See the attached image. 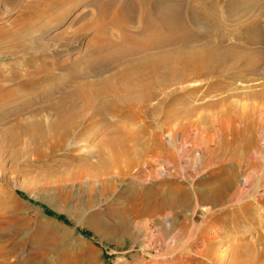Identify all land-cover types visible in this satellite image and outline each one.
<instances>
[{
  "label": "bare ground",
  "instance_id": "6f19581e",
  "mask_svg": "<svg viewBox=\"0 0 264 264\" xmlns=\"http://www.w3.org/2000/svg\"><path fill=\"white\" fill-rule=\"evenodd\" d=\"M148 1L152 2V0H31L30 2H26V0H0L7 9L14 8L15 5L19 4L23 6L19 9L20 16L17 18L18 20H14V22L11 21L13 24L10 23V29L0 31V56L4 55V57L7 56L13 60L14 51H17L22 55H26L28 51L32 52L33 54L30 55V59L40 61L39 66L37 65V69L34 71V74L40 73V76L36 78L37 81H41V79L43 80L52 74L51 71H49V63L48 66L44 59L42 60L40 58L50 49L49 45L44 41V34L47 29L59 26L61 23L60 19L65 12L71 8L73 9L75 6H83V10L79 12V17L77 18L80 24L74 28V31L70 34L61 32L62 34L54 37L61 39V43H59L60 47L62 46L64 50L67 51L71 50V45L74 44V42L86 38V34L88 33H93V37H89L86 42L84 53L80 56H75L74 61H80L82 63L83 66L81 68L84 69H82V71H84L83 74L85 76L97 78L95 82L98 84V88L94 89V93L92 92V94L89 93L90 95H86L87 92L83 93L77 88V86H71V90L67 94L65 93L57 99L51 100L52 95L48 92L45 93V90L42 91L41 97L45 109L50 110V113H53V116H55L50 127L49 125L46 126L49 127V129L45 130L52 131V133H56L58 131L56 129L58 128L62 130L59 131L61 133L58 135L54 134L56 135V139L54 138L56 143L53 147L58 148L63 143L68 142V139L71 138L69 136H71L72 129L75 126V124L73 125L74 122H72V120L74 114L77 113L76 108L78 104H81L79 108L89 109L93 116L98 118H103L108 114H114L116 116V113L126 111L125 113L127 115L123 116L124 119L122 118V120H125L126 118L127 120L125 121L128 122V120L135 118L133 116L130 118L129 113L131 111L138 112V109L136 108L137 104L143 105L155 100L158 90L162 92L175 84H183L198 79L207 80L209 81L206 88L207 94L212 92H220L221 94L225 91V87H231V83H227L226 80L232 81V85L233 81H237V83L246 81H256L257 83L260 81L261 84H264V47L259 49L252 48L253 45H261V42H263L262 35L260 33L256 35L257 33L253 32V34H248L247 37L245 34L243 36V34L241 35L240 33L242 29L251 27L254 20L264 16V5L259 7L253 5L251 13L252 15H256L252 22L251 18L247 19L246 16L245 18H242V15V20L245 19L246 22H241L242 20L240 18L241 21L237 20V22L233 21L234 23H232L226 22L227 20L224 19V16L227 18L229 16H227V13L222 7H220V3L224 4L226 7L227 5L229 6L230 3H226L228 0H193L188 9L193 20L195 22H200L202 17L199 16V14L201 15L202 12L208 10L209 12L207 14L205 13L207 15V20H204L202 24L206 23L210 27V30L216 29V32H214L217 33V35L210 31L211 34H207V36L205 35L204 38V34H202L203 36H200L190 30L192 28L191 26L188 28L186 25L185 16H187V14H183V8L186 6L184 7L182 5L181 8L167 6L165 9L161 8L162 10H159L158 8L160 7L158 6L154 9L153 13H150L146 10ZM65 4L67 8L62 9ZM84 9H87V12H84ZM9 10L11 11L12 9ZM57 10L60 11L58 12ZM6 13L8 14L9 11ZM236 17L238 19V16H235V18ZM223 22L226 23V27L223 25L224 28H221ZM257 23L258 22L254 24ZM196 25L198 24H195V26ZM72 27H74L73 24ZM197 27H199V25ZM113 29L116 30L117 34H111L110 31ZM210 32L208 31V33ZM125 44H130L133 48L126 49V47L123 49L122 46ZM122 50H126L127 52L123 53ZM45 56H47V54ZM16 57L17 56H15V58ZM111 58L114 59V62H109ZM63 63L64 62L59 65L64 67ZM114 63H119L120 68L117 69L118 71L115 74L113 73L116 70L110 74L111 67L114 66ZM56 64H58V62H55V65ZM79 72L80 71H78V73ZM115 81H117V85L112 83ZM90 82L91 81L81 80L78 84L80 87H87ZM25 86H29V82H23L21 87ZM262 89L247 95L249 99L252 98V100L256 99L259 101L258 106L254 109L251 108L253 110L250 114L248 113L250 108L248 112L245 111L247 106L245 109L243 108L244 110L242 111L237 112V109L234 111L236 107H233L232 109L233 103L229 100L227 101L232 105L230 104V107L227 106L229 104H227L228 102H226L225 99L224 101L226 102L225 104L227 107H219L220 105L218 102L208 104L206 107L210 113H207L206 116L200 118L204 121L202 125L206 126V129L195 125L196 122L194 124V122L191 123L189 121L188 118L190 113H193L195 110L190 112V110H182L175 107L177 106V101H180L178 100L179 94L172 90L164 96L165 99L161 100L158 103L159 105H156L158 112H165L163 114V123L160 125L161 130L147 133V128L145 127V129L143 127L139 132L128 133V131L126 134H123L121 130V132L114 129V131L112 129H110L111 131H107L106 128H103L102 131L106 135L100 140L101 147L98 145L100 147L97 155L98 164H100L98 168L104 167L106 169L112 162H115L114 160H117L118 158L128 159L130 158V155L135 156V158L140 157L142 160L145 158L158 159L159 157H162L164 159H162L163 162H168L171 163L172 166H175L177 159H175L174 152L176 150L181 148L182 151L180 152H182V155L189 157L194 152L195 147L201 149V154L204 157L203 159L206 160V164L204 163V165H206L205 167L212 166L222 168L223 170L225 162L229 163L235 160L239 164L241 163V158L238 156V151H242L244 154L252 153L255 155L260 149L259 141H262L264 144V90ZM11 92L13 93V91ZM189 92L190 91L185 92L182 95ZM173 93H175V95ZM193 93L194 92H190L189 94ZM105 96L111 98V103L108 102L111 106H96L95 100L97 101ZM122 96L127 98L126 104L120 107L113 106V100ZM1 97L2 96H0V100L2 99ZM176 98L177 101L175 103L174 100H176ZM167 99L171 100L169 103L172 104V107L169 108V106H171L169 105L167 109H165L163 106L166 105L165 103ZM30 101L32 102V100ZM66 102H69L67 103L69 104V107L65 108L67 105ZM221 102H223V100ZM255 103L256 105L258 104L257 102ZM17 104H21V106L17 105L18 107L16 106L15 109L12 108L13 110H9L8 114L7 109L12 106H9L6 102L2 104L0 101V124L6 123L3 125L8 126L1 129L4 131L0 132V141L2 144L7 145V147L11 146L13 148L15 146V148H17L19 145L14 144L17 135H14L15 131L13 130L14 132H12V128L14 127V124L19 125L18 123H21L22 121H15L14 123V116L16 117V115L27 109L23 106L24 104L22 102ZM113 104H115V102ZM248 106L250 107V105ZM150 111L152 110L146 108L144 111H141V114L143 113L145 116H148ZM35 115L36 114H34V116ZM10 116H13V120L8 122L7 119ZM32 119L34 120V118ZM23 123L25 122L23 121ZM25 124L19 129L20 132L22 131L23 135L27 134L26 132L23 133V130L29 131V128L32 130L33 133H30L29 138L31 143L39 145V143L47 142L46 139L50 135L45 139L47 132L44 133L45 131H42L43 128L41 123H32V128L29 127L30 124L28 122L27 124L29 125ZM87 130H89V128ZM89 132H91V130H89ZM10 133L14 134L11 135ZM86 134L87 131L84 130L80 135L87 136ZM260 134L261 137H259ZM54 135H52V137H55ZM164 135L168 139L166 146H164L161 141V137ZM188 143L190 145L185 147ZM21 147L22 145L20 148ZM194 158L195 160H199V156H194ZM247 158L250 159L248 156ZM0 159H2V157ZM165 159H167V161ZM255 164L256 163L254 162H247L246 165L243 164V171H240L242 170L240 164V172L237 173L238 175L244 173L245 170H248L244 176V184L247 183L259 169V165L256 167ZM145 165L152 169L156 166L157 168L155 167V171H158L161 168L160 165L151 161H146ZM93 166L95 167V165ZM129 166H132V163H130ZM90 168L92 167H89L88 169ZM98 168L96 169L98 170ZM76 170L74 173L78 178L79 175L82 177L83 175H86H82L78 170L76 172ZM86 171L84 170V172ZM235 174L231 173L226 181L221 183L218 182V184L215 185H209L206 188H201L197 191L201 202L209 205H217L222 203V201L224 202L227 197L233 198V196L236 195ZM160 184H168L169 187H172L168 190L165 189L164 191L157 190L154 186L143 188L140 192L141 207L135 210V217L143 215L150 217L162 213L165 209L172 208L176 206V204H186L187 195H179V190H176V188L173 187L172 182L164 181L163 183L162 180ZM0 188H2V185ZM15 189V186L11 188V191H3L0 189V264H95L98 254L94 248L91 245H88L86 241L74 239V237H72L73 235L66 227L39 214L36 217L34 216L35 218H29L27 214H23L24 212L19 209L20 206L16 207L18 204L13 197V191ZM233 189L235 192L232 195V193L229 192ZM127 190L126 201L132 202L134 198L133 196L136 194L134 185H129ZM116 211L118 212L116 214L119 215V217H117L119 220L118 226L106 224L104 218H101L99 215V218L97 216H88L83 220L70 218L69 215L67 216L69 219H72L76 225L87 230L93 240L101 238L102 242L106 243L111 242V239L114 236L127 233L125 231V215L119 210ZM110 214L114 215L115 210L112 209ZM245 218L249 219L250 215H247ZM160 230L162 231V239H165L163 237L164 234H166L167 239L168 237L171 239L172 236H170V234L172 232L170 230L167 231L165 229L163 231L162 228H160ZM20 231H34L32 234L36 233L37 235H41L38 238L40 240H38L39 242L35 241V235L32 236L31 243L33 244V250L38 252L39 255L43 253H48V255L44 258L41 257V255L21 254V246L18 244H15L14 247L9 249L5 248L3 245L5 239L2 237V233L16 235V233H19ZM127 236L130 241L132 240L133 242V237L130 235ZM33 241L35 242L33 243ZM117 244H114V246L118 247ZM34 245H36L35 248ZM53 248L57 251L55 256L50 255V251H53ZM210 248L205 252L207 255L211 253V251H208ZM207 251L209 253H207Z\"/></svg>",
  "mask_w": 264,
  "mask_h": 264
},
{
  "label": "rangeland",
  "instance_id": "374dc122",
  "mask_svg": "<svg viewBox=\"0 0 264 264\" xmlns=\"http://www.w3.org/2000/svg\"><path fill=\"white\" fill-rule=\"evenodd\" d=\"M30 1L31 0H26V2ZM179 1L180 0L148 1L149 5H147L149 7L146 5V10L147 12L153 13L154 9L158 6L160 7L158 9L162 10L167 6L181 8L183 5L184 7H187L183 8V14H187V16H185V22L188 28H190V26L192 27L190 29L192 32L200 36H203L202 34H204V38L205 35L207 36V34H211L210 31H212V33L216 32V29L210 30V27L206 23L202 24L204 20H207L206 14L209 12L207 9L203 8L207 11L202 12L201 15L199 14V16L202 17L201 21L195 22L188 10L193 0ZM256 1L257 0H228L226 3H230V7L228 5L226 7L224 4L220 3V7H222L227 13V16H229L228 18L224 16V19L227 20L226 22L234 23L237 22V20L241 21L242 18H245L246 16L247 19L251 18L252 22L256 15H252L251 13L253 5H256L257 7L264 5V0ZM15 6L14 8H9L12 9L10 11L0 2V31L10 29V23L13 24L14 20H18L17 18L20 16L19 9L23 6L20 4ZM64 8H67L66 4L62 9ZM81 10H83V6L81 5L75 6L73 9L71 8L62 15L63 19H60L61 23L59 26L47 29L44 34V41L49 45L50 49L46 53L47 56L44 54L40 58L42 60L44 59L47 65L48 63L50 65H48L50 67L49 71H51L52 74L49 77L37 81L36 78L40 76V73L34 74V71L37 69V65L39 66L40 61L30 59V55L33 54L32 52L28 51L29 53L27 52L26 55H22L21 53L14 51L13 60L7 56L4 57V55L0 56L1 103L4 104L6 102L9 106H12L11 108L8 107V114L9 110L15 109L16 106L19 105L17 103L20 102H22L24 104L23 106L27 108L25 111L16 115L17 118L14 116V123L15 121H22L21 123H18L19 125L14 124L12 132L15 131V134L10 133L15 136L20 135L18 136L19 138L17 136L15 137L16 141L14 142L15 145L19 146H17V148H15V145L14 148L11 146L7 147V145L2 144L0 141V158L2 157V159H0V186L2 185V188L0 189L3 191H11V188L15 186L16 189L13 191V197L18 204L16 207L20 206L19 209L24 212L23 214H27L29 218L36 217L38 214L44 216L47 219L66 227L67 230L71 232L74 239L86 241V243L91 245L98 254L95 264H264V144L262 141H259L260 149L255 155L252 153H249L250 155L244 154L242 151H238L241 163L238 164L235 160L229 163L225 162V169L223 168V170L218 167H205L206 165H204V163L206 164V160L203 159L204 157L201 154V149H198L199 147H195L194 152L192 151L193 153L189 157L182 155V152H180L182 151L181 148L176 150L174 152L175 159H177L175 163L176 165L174 164L175 166H172L171 163L163 162L164 159L162 157H159L158 159L145 158L142 160L140 157L135 158V156L130 155V158L128 159L118 158L117 160H114L116 163L112 162L113 164L111 163V165L105 169L104 167L98 168L100 164H98L97 158L99 148L101 147L100 140L106 135L102 131L103 128H106L107 131L114 129L119 132L121 130L123 134H126L128 131V133L139 132L143 127L147 128H145L147 133L161 130L160 125L163 123V114L165 112H158L156 105H159L158 103L165 99L164 96L172 90L179 94L178 100L180 101H177V98L174 100L175 103L176 101L178 103H176L177 106L175 107L182 110L187 109L190 110V112L195 110L193 113H190L188 118L189 121L191 123L194 122V124L196 122L195 125L206 129V126L202 125L204 121L200 118L206 116L207 113H210L206 107L208 104L218 102L220 105H218L219 107H230L232 105L231 103H233L232 109L233 107H236L234 111L237 109V112L244 110L247 106L245 111L248 112L250 108L248 112L250 114L252 110L259 105V101L256 99L252 100V98L249 99L247 95H250L254 91L261 90L264 88V84H261L260 81L257 83L256 81L238 83L237 81H233L232 85V81L226 80L227 83H231V87L227 85L229 88L225 87V91L222 92L223 94H220V92L207 94L206 88L209 83L207 80L198 79L183 84H175L162 92L158 90L155 100L143 105L137 104L136 108L138 109V112L131 111L129 113L130 118L132 116L135 118L128 120V122L125 121L127 120L126 118L125 120H122V118L124 119L123 116L127 115L125 113L126 111L116 113V116L114 114H108L103 117L105 118L103 119L94 117L89 109H81L79 108L81 104H78L76 108L77 113L74 114L72 120V122H74L73 125L75 124V126L72 129L71 136H69L71 138L68 139V142L55 148L53 147L56 143V140H54V138L56 139V135L54 134L58 135L61 133L59 131L62 130L58 128L56 129L58 130L56 133L46 131L54 121L55 116H53V113H50V110L45 109L41 97L42 91L45 90V93H50V95H52L51 100H55L59 96L65 93L67 94L71 90V86H77V88L83 93L87 92L88 94L86 93V95H90L92 92L94 93V89L98 88V84L95 82L97 78L85 76L83 74L84 71H82L83 68H81L83 66L82 63L80 61H74L75 56L77 57L84 53L86 42L89 37H93V33H88L86 34V38L74 42V44L71 45V50L68 51L64 50L62 46L60 47L59 43H61V39L54 38L64 32L70 34L74 31V28L80 24L77 18L79 17V12ZM5 11H9V13L7 14ZM84 12H87V9H84ZM235 16H238V19L237 17L235 18ZM243 21H245V19L241 22ZM256 22L258 23L254 24ZM72 24L74 27H72ZM195 24H198L200 28L197 27L198 25L195 26ZM223 25L226 27L225 22L222 23L221 28H224ZM221 28L219 27L220 30ZM208 31L210 33H208ZM110 32L111 34H117L114 29ZM253 32L257 33L256 35L260 33L263 42H261V45L259 46L253 45L252 48L259 49L264 47V16L254 20L251 27L242 29L240 33L241 35L243 34V36L244 34L247 36L248 34L250 35V33L253 34ZM215 34L217 35V33ZM122 48L131 49L133 46L125 44ZM122 51L123 53L127 52L126 50ZM15 56L17 57L15 58ZM55 62H58V64L55 65ZM62 62H64V67L59 65L62 64ZM109 62H114V59L111 58ZM119 68L120 64L114 63V66L111 67L110 74L116 70L113 73L115 74ZM77 70L80 72L78 73ZM81 80L91 82L87 87H80L78 83ZM23 82H29V86L21 87ZM112 83L117 85V81ZM10 90L13 91V93ZM188 91L194 93L189 94V92L182 95ZM175 93L173 94L175 95ZM224 99L229 105L226 106ZM30 100H32L33 103ZM222 100L223 102H221ZM110 101L111 98L105 96L97 101L95 100V105H99L98 107H110ZM126 101L127 98L122 96L113 100L112 105L120 107L126 104ZM170 101V99H167L165 103L166 105L163 106L165 109H167L169 105H171L169 108L172 107V104L169 103ZM114 102L116 105L113 104ZM255 102L258 104L256 105ZM67 103L69 102H66V104ZM248 105H250V107ZM19 106H21V104ZM66 107H69V104H67L65 108ZM146 108L152 110L149 112L148 116H145L143 113L141 114V111H144ZM79 110L83 112H80ZM34 114L36 115L34 116ZM31 117L34 118V120ZM12 120L13 116H10L7 119L8 122ZM23 121L26 124L23 123ZM27 122L30 125L27 124ZM31 122L33 124L41 123L43 128L42 131H45L44 133L47 132L45 139L50 135L46 139L47 142L34 145L29 141L30 133H33L30 128L28 129L29 131L23 130V133L26 132L27 134L23 135L22 131L20 132V129L24 124L33 127ZM3 124H0V132L4 131L1 130L3 127H8ZM48 125L49 127H46ZM88 128L91 132L87 130ZM84 130L87 131V136L80 135ZM51 133L55 137H52ZM259 137H261V134ZM167 140L168 139L165 135L161 137L164 146H166ZM21 145L22 147L20 148ZM188 145L190 144H186L185 147H188ZM194 156H199V160H195ZM247 156L250 157L251 160L248 159ZM165 160L167 161V159ZM146 161L156 163L157 165H160L161 168L158 171H155L156 166L153 169L148 166L146 167ZM247 162L256 163L255 166L257 167L259 165V169L254 166L258 170L250 180L244 184V176L248 170H245L244 173H241L240 175L237 173L244 170L243 164L246 165ZM130 163H132V166H129ZM86 164H89L90 166H88L92 168L88 169L89 167ZM240 164L242 170H240ZM93 165H95V167ZM96 168H98V170ZM74 169H77L82 175H86H83V177L79 175L78 178L74 173ZM84 170L87 171L84 172ZM231 173H236V189L234 188L236 190V195L233 196V198L227 197L224 202L222 201V203L217 205L202 203L197 191L201 188H206L209 185H215L218 184V182L221 183L226 181ZM162 180L163 183L164 181L172 182L173 187H175L176 190H179V195H187L186 204H176V206L165 209L162 213L150 217L144 215L135 217V210L141 207L140 192L143 188L154 186L157 190L164 191L165 189L168 190L172 187H169L168 184H160ZM129 185H134L136 191L132 202L126 201L127 188ZM234 189L230 190L229 193H232L233 195L235 192ZM112 209L115 210L114 215L110 214ZM116 210L123 212L125 215V231L127 233L123 232L124 234L122 235L114 236L112 237L111 242L106 243L102 242L101 238L93 240L87 230L76 225L75 222L67 216L69 215L70 218L79 220L86 219L88 216H97L98 218L100 216L101 218H104L106 224L118 226L119 220L117 217H119V215L116 214L118 213ZM247 215H250L249 219L245 218ZM160 228H162L163 231L165 229L167 231L170 230L172 232L170 234V236H172L171 239L170 237L167 239L166 234L163 236L165 239H162V231ZM32 232L34 231H20L19 233H16V235L2 233V237L5 239L3 245L5 248L9 249L14 247L15 244H18L21 246V254L41 255V257L45 258L48 253L39 255L38 252L33 250V244L31 243L32 236L35 235V241H38V238L41 235H37L36 233L32 234ZM127 235L133 237V242L132 240L130 241ZM35 241H33V243ZM114 244H117L118 247L114 246ZM35 247L36 245H34V248ZM208 248H210L208 251H211V253L207 251L209 255L205 253ZM56 252V249L53 248V251H50V255L55 256L57 254Z\"/></svg>",
  "mask_w": 264,
  "mask_h": 264
}]
</instances>
